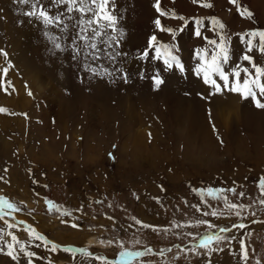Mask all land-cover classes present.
<instances>
[{
  "label": "rangeland",
  "instance_id": "obj_1",
  "mask_svg": "<svg viewBox=\"0 0 264 264\" xmlns=\"http://www.w3.org/2000/svg\"><path fill=\"white\" fill-rule=\"evenodd\" d=\"M205 2L213 6L203 7ZM239 3L251 19L229 0H159L164 16L157 0H112L125 35L119 48L100 45V58L93 60L83 54L73 59L70 48L53 52L45 32L62 35L58 29L23 15L30 5L0 0V50L7 53L0 54V69H8L0 79L9 82L6 91L0 88V108L6 109L0 112V197L18 209H5L0 239L11 242V232L19 240L18 259L5 247L0 264H28L20 244L35 253L32 264H245L241 241L247 264H264V196L258 188L264 109L230 90L235 71L241 85L250 79L245 68L256 75L245 55L264 68L259 37L249 36L264 31V0ZM157 18L176 31L174 40L155 25ZM221 34L229 59L217 63L229 84L209 71L217 92L204 82V71L213 67V55L219 57ZM63 35L70 45V32ZM152 35L156 47L173 50L183 72L164 64L163 48L156 58L148 48ZM117 51L122 55L112 59ZM157 73L164 80L159 89L152 80ZM257 97L264 102L258 89ZM209 188L235 189V195L224 192L228 201L249 207L237 216ZM213 211L219 215H204ZM241 223L243 229L236 227ZM36 233L49 243L35 239ZM205 235L223 236L209 245L223 251L200 247Z\"/></svg>",
  "mask_w": 264,
  "mask_h": 264
},
{
  "label": "snow or ice",
  "instance_id": "obj_2",
  "mask_svg": "<svg viewBox=\"0 0 264 264\" xmlns=\"http://www.w3.org/2000/svg\"><path fill=\"white\" fill-rule=\"evenodd\" d=\"M18 3L24 5H30V10L23 13V15L29 18H35L36 20L40 21L45 28H56L62 35H54L50 32H45V36L49 39L51 44L53 45V52L56 50L58 51H65L66 48H70L74 53L73 59L77 58L81 54L84 55L85 59H99V53L102 49L99 47L100 45H106L107 47L111 48L115 45L116 48H119L121 39L124 37L125 32L123 29H118V16L114 14V4H112V0H51V4L47 7L44 5L42 0H17ZM194 3L199 2V0H193ZM229 3L236 6L240 10V15L251 19L253 13L239 3V0H229ZM203 7L211 8L213 5L211 3H203ZM157 11L160 12V15L164 16L167 13L163 12L159 6V0H157V4L155 5ZM57 9V11L53 12V9ZM173 18H180L182 17H175ZM155 25L160 29L162 32H168L171 34L173 40L176 37V31L171 28H165L161 20L159 18L155 19ZM214 24H218L219 28L223 30L225 25L221 23L219 20L213 21ZM111 33H117V35H111ZM72 36V43L70 45H65L63 41L67 39V37L63 34L69 33ZM197 36L200 35L199 32L196 33ZM250 37H259L260 41V51L264 54V31L261 32H253L249 33ZM105 37H107L105 39ZM221 43L217 46L219 50V57L213 55L212 64L213 67L211 69H206L204 71V82L206 84H211L213 88L216 89L217 92L221 91L220 85L216 83L214 79H210L208 72L212 71L214 74H218L220 79L224 82L225 86L229 84V76L225 74L223 70H221L220 64L217 63V59L222 62H227L229 59L228 49L226 44V37L221 34L220 35ZM157 37L152 35L150 37V41L148 44V48H154L156 50V58H161V48L164 49L163 51V59L164 64L169 68H173L175 66L181 72L184 71V67L181 64L179 58L173 54V50L167 46L161 45L160 47H156ZM211 44L217 45L216 41H210ZM91 49V51H88ZM249 51H251V47H249ZM0 54H3L7 57V53H4L0 50ZM122 55L120 52H114L112 54V59H115L116 56ZM149 55L148 49L146 48L141 53V58L146 59ZM244 60L248 61L252 67L255 69V77L252 76L251 73L248 72V69L245 68L243 71L245 74L249 75L250 79L245 80L243 85H241L239 81L240 71L237 70L233 73L235 79L234 86L230 88L231 91H235L240 93L244 98L252 97L255 101V105L258 108L264 109V102H261V99L257 97V89L259 97H264V79L257 80V77H264V68L257 67L253 58L249 55L244 56ZM7 68L0 69V73L3 74L4 77L7 75ZM93 74L95 75V70H92ZM201 69H197V72H200ZM125 80L127 79V75L124 74L123 77ZM154 87L159 89V87L164 83V80L160 78L159 74L157 73L152 77ZM8 81L6 79H0V88H4L7 90ZM32 95L31 92L28 93ZM0 112H6V109L0 108ZM258 188L260 190L261 196H264V179L258 181ZM207 193L213 199H223L225 207L229 212H235L237 216L241 214L249 206L231 203L228 201L227 196L224 195L225 191L232 192L233 195L236 194L235 189H207ZM241 198L244 197V193L239 194ZM261 205H264V199L259 201ZM50 208L52 210L51 202H49ZM5 209L10 210V212L18 211L17 206L10 203L5 198L0 197V219H3L5 216ZM56 211L60 212L59 208H56ZM10 212L8 214H10ZM64 215H68L69 213L64 212ZM253 216L256 215L255 211L251 213ZM204 215H211V216H218L219 214L215 211L208 213L205 212ZM111 219V217H110ZM77 225H73L76 227ZM11 227V225H10ZM209 227H215L214 225L209 224ZM236 227L243 229L245 225L243 223L236 225ZM220 232H227L229 229L221 228ZM11 237V242L4 243L2 239H0V251L6 247L8 249L7 255L11 257L13 260L18 259V254L16 253V244L19 243V240L16 235L12 234L11 232L8 233ZM35 239L43 241L45 244L49 242L46 240L45 237L36 233ZM223 239H225L221 235H205L203 239L199 242L200 247L207 248L209 253L212 251H223L222 248H210V244H219ZM20 252H23L26 257H28V264H32V257L35 256L34 252L27 251L26 245L20 244ZM57 246L52 245L51 251H56ZM65 251H71L70 249H64ZM85 255L90 256L91 253H88L85 249H81ZM241 254L242 258L247 264L248 260V249L247 246L241 241ZM132 253H122V256H132ZM259 264V261H257Z\"/></svg>",
  "mask_w": 264,
  "mask_h": 264
},
{
  "label": "bare ground",
  "instance_id": "obj_3",
  "mask_svg": "<svg viewBox=\"0 0 264 264\" xmlns=\"http://www.w3.org/2000/svg\"><path fill=\"white\" fill-rule=\"evenodd\" d=\"M221 98H222V97H221ZM219 117H220V118H221V117H223V118H224V120H225V121H224V123H226V124H227V118H225V117H224V115H221V114H220V115H219ZM219 117H218V118H219ZM220 121H221V119H220Z\"/></svg>",
  "mask_w": 264,
  "mask_h": 264
}]
</instances>
